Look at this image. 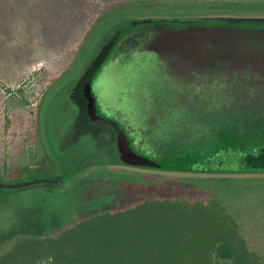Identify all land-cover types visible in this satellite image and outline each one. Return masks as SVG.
<instances>
[{"label": "rangeland", "instance_id": "rangeland-1", "mask_svg": "<svg viewBox=\"0 0 264 264\" xmlns=\"http://www.w3.org/2000/svg\"><path fill=\"white\" fill-rule=\"evenodd\" d=\"M7 12L0 17L14 11ZM27 12L14 27L0 25V172L3 167L12 172L11 182L70 175L58 185L0 189V253L11 247L10 236L54 235L84 217L154 197L167 188L198 187L221 191L247 249L264 258V170L177 173L121 166L101 135L84 131L71 138L64 133L74 116L81 120V105L75 110L72 106L77 82L116 25L122 33L114 38V55L94 74L91 90L98 115L116 121L137 154L157 163L162 159L154 146L134 140L130 123L145 136L157 137L168 131L154 132L149 126L155 121L159 127L171 121L184 128L211 111L264 115V22L175 20L264 19V0L121 7L107 16L106 30L98 26L86 38L84 26L73 31L67 15L52 13L43 24L41 16L34 15L37 9ZM148 18L153 21H145ZM261 159L264 163V154ZM98 179L153 187L102 194Z\"/></svg>", "mask_w": 264, "mask_h": 264}, {"label": "trees", "instance_id": "trees-1", "mask_svg": "<svg viewBox=\"0 0 264 264\" xmlns=\"http://www.w3.org/2000/svg\"><path fill=\"white\" fill-rule=\"evenodd\" d=\"M188 1L199 0H0V14L5 10L8 14L14 11L8 17H0V25L5 29L14 27L20 22V15L37 9L34 15L41 16L43 24L52 18V13L67 15L73 31L84 26L83 38H86L98 26L103 32L107 16L121 7H148L161 2L178 5ZM175 20L220 21L221 24L224 20L235 24L264 22L259 18L245 21L215 17ZM161 21L159 23L171 22ZM118 30L116 25L111 37L108 38L107 33L102 36L107 39L101 43L102 49L92 54L96 59L88 71L95 69L98 74L104 69L114 55L111 53L116 47L114 38ZM121 33L122 30L119 35ZM38 113L39 108L34 110V115ZM167 123L160 127L157 121L150 124L154 132L168 131L157 137L145 136L130 123L134 140L143 147L154 146L161 154L159 171L193 173L186 168L195 160L188 158L200 159L229 148L250 155L264 151V115L261 113L238 115L211 111L187 122L184 128L171 121ZM35 129L38 132V127ZM1 171L0 183H14L11 182L12 172L6 173L4 167ZM98 182H102L98 189L105 190L102 194L139 192L153 187L124 179H98ZM86 184L89 186L88 182ZM220 193L198 187L167 188L154 197L140 198L84 217L54 235L10 236L11 247L0 253V264H264L263 257L247 249L235 215L223 204Z\"/></svg>", "mask_w": 264, "mask_h": 264}, {"label": "water", "instance_id": "water-1", "mask_svg": "<svg viewBox=\"0 0 264 264\" xmlns=\"http://www.w3.org/2000/svg\"><path fill=\"white\" fill-rule=\"evenodd\" d=\"M95 72V69L94 71H86L84 76L77 82L74 92L72 93L74 102L81 105V120L78 119L81 132L97 133L99 136L103 133L111 135L112 139L109 142L101 140L104 141L105 147L109 154L114 157V161L117 165L145 169H161L159 163L139 155L132 150L125 132L116 121L98 115L95 98L91 90V82ZM263 154L264 151L255 155H250L229 148L201 158L186 169L190 172L263 171L264 163L260 162L263 160L261 159V155ZM69 175L70 173L61 179H35L14 183H0V189L14 190L41 184L58 185L63 183Z\"/></svg>", "mask_w": 264, "mask_h": 264}, {"label": "flooded vegetation", "instance_id": "flooded-vegetation-1", "mask_svg": "<svg viewBox=\"0 0 264 264\" xmlns=\"http://www.w3.org/2000/svg\"><path fill=\"white\" fill-rule=\"evenodd\" d=\"M96 104V103H95ZM74 107V110L77 106V104L75 103V105H72ZM74 114V113H73ZM77 116V115H76ZM74 116L69 122L67 123V125L65 126V135L66 137H71L73 138L75 135L78 136L81 132V127L78 124V117ZM100 138L104 141L109 142L112 138L111 135H108V133H103Z\"/></svg>", "mask_w": 264, "mask_h": 264}]
</instances>
